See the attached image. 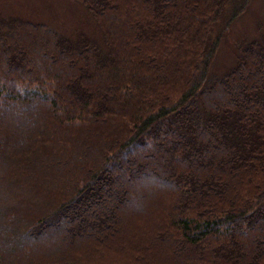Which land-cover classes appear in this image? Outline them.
<instances>
[{"label": "trees", "instance_id": "1", "mask_svg": "<svg viewBox=\"0 0 264 264\" xmlns=\"http://www.w3.org/2000/svg\"><path fill=\"white\" fill-rule=\"evenodd\" d=\"M74 1L101 43L0 19V264H264V41L210 69L249 0Z\"/></svg>", "mask_w": 264, "mask_h": 264}, {"label": "rangeland", "instance_id": "2", "mask_svg": "<svg viewBox=\"0 0 264 264\" xmlns=\"http://www.w3.org/2000/svg\"><path fill=\"white\" fill-rule=\"evenodd\" d=\"M14 16L29 22L44 23L66 36L73 37L81 32L100 43L103 39L102 29L92 14L83 4L74 0H0V19ZM222 23L217 24L213 34H217ZM252 39L264 41V0H249L244 11L224 30L214 54L211 72L223 74L234 63L238 43ZM140 184L136 185L139 193L142 191ZM143 186L145 191L150 190L152 194L155 188H164L156 182ZM135 200L129 202L130 207H138L140 202L144 204L142 195ZM128 215L129 212L124 213V220ZM86 259L88 264L92 263L89 257Z\"/></svg>", "mask_w": 264, "mask_h": 264}]
</instances>
